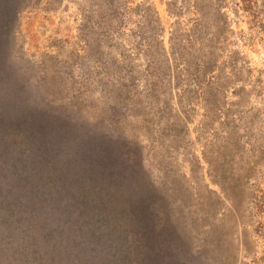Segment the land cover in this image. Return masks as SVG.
Returning <instances> with one entry per match:
<instances>
[{
    "label": "rangeland",
    "instance_id": "rangeland-1",
    "mask_svg": "<svg viewBox=\"0 0 264 264\" xmlns=\"http://www.w3.org/2000/svg\"><path fill=\"white\" fill-rule=\"evenodd\" d=\"M222 3L215 26L196 0H0V73L36 137L140 151L204 264H264V0Z\"/></svg>",
    "mask_w": 264,
    "mask_h": 264
},
{
    "label": "trees",
    "instance_id": "trees-1",
    "mask_svg": "<svg viewBox=\"0 0 264 264\" xmlns=\"http://www.w3.org/2000/svg\"><path fill=\"white\" fill-rule=\"evenodd\" d=\"M196 1L204 20L225 24L222 0ZM18 12L0 10L1 33ZM183 35L173 44L176 64ZM10 70L0 73V264H204L163 206L140 151L110 147L94 158L76 129L60 140L52 130L36 137L25 110L30 98Z\"/></svg>",
    "mask_w": 264,
    "mask_h": 264
}]
</instances>
